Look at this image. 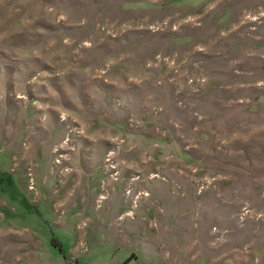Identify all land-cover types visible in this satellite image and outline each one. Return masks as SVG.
Masks as SVG:
<instances>
[{
  "label": "rangeland",
  "instance_id": "rangeland-1",
  "mask_svg": "<svg viewBox=\"0 0 264 264\" xmlns=\"http://www.w3.org/2000/svg\"><path fill=\"white\" fill-rule=\"evenodd\" d=\"M0 264H264V0H0Z\"/></svg>",
  "mask_w": 264,
  "mask_h": 264
},
{
  "label": "bare ground",
  "instance_id": "bare-ground-1",
  "mask_svg": "<svg viewBox=\"0 0 264 264\" xmlns=\"http://www.w3.org/2000/svg\"><path fill=\"white\" fill-rule=\"evenodd\" d=\"M131 192V191H130ZM130 192H128V193H130ZM144 195H147V193L145 192V194ZM104 196H103V194H101V196H100V198H103ZM139 212V211H138ZM129 215H132V213L131 212H129Z\"/></svg>",
  "mask_w": 264,
  "mask_h": 264
}]
</instances>
